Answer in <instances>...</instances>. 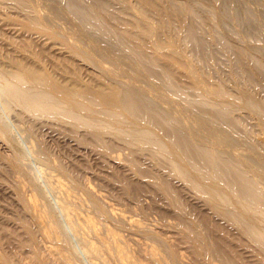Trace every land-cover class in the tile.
Wrapping results in <instances>:
<instances>
[{"label": "bare ground", "instance_id": "bare-ground-1", "mask_svg": "<svg viewBox=\"0 0 264 264\" xmlns=\"http://www.w3.org/2000/svg\"><path fill=\"white\" fill-rule=\"evenodd\" d=\"M46 1L48 2V0ZM88 1L89 4L87 5H89L90 8V10H88L91 12L90 15L92 14L93 17L97 19V24H95L96 22L94 20L95 25H93V21L90 16L87 18L82 15L83 17H81L80 13L75 12V17L72 19L73 21H76V26L74 25L75 27H72L73 29L70 31V36H74L77 41L71 42V40L67 38V35L70 33L69 29H65V31L68 30L69 32L68 33L66 31V35V32H63L64 29H62L63 31H60V29L59 31L57 30L61 26H57V28L56 25H54L55 22L52 19H55L54 17L57 15V7H55V10V8L52 7L53 4L51 5V3H49L48 5L45 3L48 12L47 14H43L41 11L42 9L39 8V6L41 7L43 4H39L38 0H0V89L2 90V93L8 98L9 103H11L13 106V109H17L18 104L22 108L20 111L22 117L26 114L25 112H30V114L31 112H39L45 113V115L46 113L47 115L48 113L50 115H58L63 122L65 121L71 124V129L75 131V134L78 129L83 127V130H86L85 128H87V132L89 133L88 136L92 137L93 141L99 145L101 151L103 152L110 150L109 142L107 143L104 138L106 128L116 130V137L120 134L124 140L126 139L132 143L130 144L131 147L133 146V143L137 144V142H139L138 144L140 146H145L144 142H149L147 144H150V141L154 140V143L156 141L159 147L167 154L168 158L170 159L171 166L169 164L170 167H168L169 169L172 168V171L177 173L174 177L179 174L195 188L196 186H203L204 190H202L206 191L203 192V194L206 197V200H208V202L211 204L210 206L212 208L210 207V209L215 211L213 213L218 214L221 218L225 219L227 223L234 224L237 228H239L238 230H240L241 233L249 234V238L250 234L255 236V239L259 241L257 244L261 245L264 250V230L261 227V224L264 223V188L259 185L262 184V181L259 182V180L262 179L261 177H264V57L262 58L261 55L256 56L252 54L251 52L254 50H247V46L245 48L243 47L244 45L240 46L233 44L230 41H224L221 45V52H223V50L228 51V66L227 62L224 64L226 65L225 67L227 70L225 69L226 73L218 71L220 73H218L219 76H215L212 74H215L216 70L222 68L224 65L222 64V67H217L216 65L218 62L215 61L217 64L214 65L213 68L217 67V69H212L211 74V71L209 72L207 66L211 65L212 63L214 64V61L206 66L204 64L205 62L199 60L200 57L197 59L194 58L195 56L193 57V53L190 51L192 50L190 48L193 47V45L191 47L189 45V48L188 44L190 43V40L188 41V44L186 40L190 38L196 39L198 48L203 51L204 46L210 41L213 42L218 36H216L214 31L215 28H212L213 26L210 17L203 15V13L201 14V11L199 13L198 10L195 9L194 5L188 0L180 2L178 0ZM81 7L83 8V6ZM78 8L80 10L79 6ZM200 10H202V8ZM63 12L65 11L63 10ZM62 14L64 15V13ZM72 16L73 14L71 17ZM195 19L199 20L203 25L202 26L200 24L201 27L206 29V34L203 36L207 37L208 40H210L209 42H207V40V43L204 42L203 39L205 37H200V26H198L199 24H196ZM92 25L94 26L93 28L91 27V29L94 30L93 32H95L96 29L101 32H106L109 37H115L122 50L119 52L116 50L115 52L108 44L100 41L96 35L90 31V26ZM203 33L204 31L202 34ZM196 40L193 41V43L196 42ZM207 46L205 47L210 50ZM198 48H194V50H198ZM197 53L201 54L200 52ZM255 54H257V52ZM225 56L227 57V54ZM205 57L206 56H204V58ZM214 57L217 58L216 55ZM105 58H108L109 62L111 61L113 64L118 63L119 65H128V73L131 69L128 79L122 81L119 77V70L112 68L113 65L111 66V62L108 64V66L104 64L103 61ZM216 58H213V56L210 57L211 60H215ZM89 63H92L95 67L93 68ZM128 67L126 66V68ZM126 68L122 66L120 71H126ZM125 71L121 72L123 74L127 73ZM143 81H145L146 84H143ZM185 89L196 91L201 96H199L200 99L202 98L204 100L210 101L212 105L219 107L221 110L241 108L242 112L246 111L251 116H253V118H255L254 124L256 123L257 127V129H255L259 132L258 136L257 133L256 135L252 133H255V131H251L247 129L246 126H242L243 124L241 123L243 121L241 119L238 118V120H234L236 126H241L245 133H247L245 136L250 138L249 149L247 146L246 148H243L242 145L245 144L244 141V144L241 142L242 145L239 144L238 148L235 146V150H233V147L230 149L232 138L235 135L233 129L236 127L234 126L235 128L232 127V129L228 125V128H225L223 126L225 124L222 123L221 118L219 119L220 122H218V118L216 119L213 113L207 114L205 111V113L203 111L198 112L199 110L193 111L192 106H190V104L186 101L188 97H183L185 95L180 94V91ZM178 90L179 93H176ZM145 91L151 92L150 94H154L157 100H165L169 102L172 106L171 108H176V111L175 109L174 111L170 109L173 112H176V114L172 113L175 116L174 118H171L172 120L176 119L173 121L176 123V125H173L172 127L167 123L171 121L164 119V116H166L169 112L168 110V112H165L167 114L163 116V114L160 115L159 113H156L155 110H153L154 107L153 109L151 108L150 103L152 101L148 102V100L145 99L146 96L143 94ZM143 95L145 96L144 98ZM184 98H186V100ZM173 104L175 105L173 106ZM11 105L9 104L10 111L12 110ZM5 111H0V135H6L8 137L7 140L9 144L12 146L14 153L11 158L12 165L16 170L24 171L25 173V165L23 164L24 156H22L23 152L17 145L18 140L15 139L17 140L15 142V140L12 138L13 135H10V133L13 131L11 132L9 130L12 128H8L6 123L3 121L4 118H2L1 115V112ZM7 113L9 114V112ZM27 115L28 114H26V118ZM179 119L182 121L180 122ZM177 121H179V123ZM230 122L231 121H229L228 124H230ZM252 126L255 127L254 125ZM32 128L31 130H33ZM248 128H250V126H248ZM63 130H65V128ZM114 130L112 131L115 132ZM236 130L238 131V127ZM73 131L71 132L74 133ZM240 132L242 134V131ZM86 133H82L83 136L80 134V137L88 141V136H85ZM106 135L107 134H105V137ZM75 137L77 138V136ZM80 137L78 138L83 140ZM238 140L240 139L238 138ZM140 141L142 142L140 143ZM142 143L144 144L141 145ZM135 144L134 146H136ZM147 144L146 146L148 148L149 145ZM42 146L43 145H41V147L39 146L37 150L35 149L37 152H35V157L39 155L38 158L41 157V159H47V162H51L52 160L49 157V152L45 149V147ZM153 146H150V148H153ZM152 148L151 150L154 151L153 149L155 148ZM137 150L139 151V149ZM229 150H233L231 152L235 153V161L231 160L229 156L221 154L229 153ZM148 151L149 150L147 149V152ZM166 154L164 155L166 156ZM24 155L26 154L24 153ZM252 156H257L258 160H260V164L250 165L249 169L247 170L241 168L242 163H246L248 165L251 164L250 158ZM137 157L138 156L135 157V160H133L134 157H130L133 160V162H131L133 167L138 170L139 174H150L151 171L149 173L147 169L140 167L139 163L136 162ZM151 159L155 160L156 162L155 155L151 156ZM158 161L159 159L157 162ZM160 161L163 163V166H165L164 162L162 160ZM167 165L168 164L166 163V167ZM159 167L161 168L160 165H158V167L156 166L155 168ZM61 171L69 174L62 167ZM161 171L163 172L164 170ZM152 172L154 171L152 170ZM167 172H169V170H167ZM29 173V171L26 172L28 176ZM67 174L65 175L68 178ZM157 175V179H155V176L153 175V178L156 181L154 182L157 183L158 186L160 185V188H162V190L165 192L164 194H166L173 205L178 208V211H176L179 213L180 222L178 221L179 224H177L182 227L179 229L186 232L187 237L183 236L182 238L185 237L188 239V241H190L189 243L191 244L190 246H193L195 260L197 262H204V264H211L213 257L218 256V259L220 257L221 264H244L245 262L240 260L239 254L237 255L236 251L233 252L228 243V240L232 234H229L230 236L228 240L227 237H225V233L228 232V227L226 225L219 224L220 222H213L214 220L212 221V219L209 217L203 216L202 221L200 222H198V219L196 220L195 217H191L192 214L188 213L190 210L186 208L185 205L184 207L181 203L182 200L178 198L179 194L177 193V196L176 191H173L170 187L169 180H167V177L170 176L163 178L162 175L161 177H159V174ZM34 176L30 174L28 178H35L36 176ZM53 176L56 177V174L54 173ZM143 176H145V174H143ZM23 177L25 178V176ZM49 177L51 179V176ZM70 177L71 179H67L68 181L72 180V184L70 183V186L65 185L67 182L64 183L65 180L63 179L65 178H63V176L61 177L63 179L56 178V181L54 180L55 184L52 186L55 187V189H52L51 191L57 190V192H59L57 193V196L60 194L58 197V206L60 204V211L66 216L67 224L75 230L74 233H79V235H77L78 237H81L83 242H80V244H83L82 246H84V250L87 252V255L89 254L88 257L93 258V264H113L110 262L109 257H111L110 259L113 258L115 260L114 264H136L138 260L135 262V259H133L130 254L131 252H129L130 250L128 251L127 249L129 247L125 248L124 244L122 245L119 242L122 239L120 240V236L117 235L116 231L107 230L108 232L104 231L105 233L107 232V235L102 234V230H100L98 225L102 223H99L100 220L97 222L93 218L97 216H94L96 212L92 214L93 217L89 214L82 215V211L81 213L79 212L80 210L77 208H79L81 205L80 202L78 205L77 201L78 199L82 201L84 197L79 198L81 194L77 195V191H73L74 187H79L83 189L82 191L85 190L84 192H87V194L93 200L97 212H100L108 217L109 215H113V213L110 214V210L105 206L106 203L103 204V200L101 202L98 200L99 198H96L95 194L93 195L92 189L95 188H91L90 185L83 186L74 173H72ZM35 179L33 180L32 184L36 189L35 191L37 192H27L26 182L19 183V185L21 184V189L19 188L20 191L18 193V195L20 194L19 199H21L24 208L36 222L40 233L42 232L47 242L45 247L47 250L46 254L52 257L54 256L55 259L59 257L61 258V261H64V263L66 262L67 264H75L72 260V256L77 257V249L79 251L80 249L78 247L77 249L76 247H73L71 242H74V240L70 239V242L68 238L69 236L67 237L68 233L65 234L66 232H64L63 228L65 224L59 219L60 216L56 211L57 207L55 208L54 206L53 208L52 206L54 203L50 200L51 194L49 195L48 192V197L50 196L48 201L42 199L43 197H40L41 199L39 198L38 195L42 193V196L44 191L42 188L40 189L41 186H39L40 183H38L39 178L37 179L38 181H36L37 183H35ZM128 183L129 182H126V184ZM50 186L51 185L49 184V187ZM141 186L136 187H139L141 190ZM53 193L54 192H52V194ZM199 193H201V191ZM54 194L56 195V192ZM46 195L44 198H47ZM82 195L84 194L82 193ZM76 198H78L77 201ZM83 202L85 201H82V203ZM76 205H78V207H76ZM255 206H258L260 211L262 209L260 214H257L259 210L256 211ZM187 209L189 211H187ZM121 211V213H123L124 210ZM104 215L102 216L104 217ZM128 217H130V215H128ZM136 219L128 218L127 222L130 227L138 226L140 231V226L142 225L140 222H138V219ZM104 223H106V221ZM238 230L236 232H239ZM152 231H154V229ZM2 232L4 233L5 241L8 244H14L15 247L17 246L20 249L25 247L30 248L36 242L37 233L35 234V231L28 222H23L20 229L7 230V228H4L2 229ZM149 233L151 232L149 231ZM212 233H215L217 236L216 240L212 239V241L210 239L213 237ZM88 234H91V236L95 238H92L91 236L90 237L92 239L87 237L89 236ZM156 234L157 233H154V235ZM243 234L242 236H246ZM156 236H159V234ZM234 237L232 238L234 239ZM81 239L78 238L76 240ZM172 239H174V237ZM133 240L136 241L134 238ZM237 240L239 242V244L237 243L238 245L245 242L243 241L245 239L241 241L239 236L237 237ZM257 240L255 241L258 242ZM35 245L38 246L37 244ZM36 246L34 247L37 248ZM156 248L151 247L147 249L146 247V252H142H145L147 255L145 256L148 257L153 263L163 264L164 259L158 252L159 250ZM141 249L142 248H140V251ZM168 249V253L171 256V264H179L180 258L183 257L181 256L182 253L180 255V251H178L176 245L171 242H168ZM11 250H9V253L0 251V264H23L25 260H21V262L19 259H17L19 256L16 257L18 253L15 251V254ZM131 250H133V247ZM10 251L12 252L11 254ZM133 251L135 253V250ZM74 252L76 254H74ZM105 253L108 254L109 257L105 256ZM260 256L263 255L261 254ZM29 257H31L30 254ZM44 257L46 258V255L40 257V259ZM134 257L136 258V256ZM47 258L49 257L47 256ZM262 259V261H264V256ZM39 260H37V262ZM31 261H29V263Z\"/></svg>", "mask_w": 264, "mask_h": 264}, {"label": "rangeland", "instance_id": "rangeland-1", "mask_svg": "<svg viewBox=\"0 0 264 264\" xmlns=\"http://www.w3.org/2000/svg\"><path fill=\"white\" fill-rule=\"evenodd\" d=\"M51 1L48 0V2H47L46 0H38L39 4L40 3H41V5L43 4L41 7L39 6V8L42 9V10L41 9L40 10L42 11L43 14H47L48 9H47V6L45 5V3L48 4V5H49V3H51V5L53 4L52 5L53 8L57 7V10L55 8V10L57 11V15H56V17H54L55 19H52L55 23L53 21L52 22L54 23V25H56V27L57 26L58 27L61 26L59 28L57 27L58 31H59V29H60V31L62 29H64V31L63 30L62 31L65 33L66 31L68 32V30L65 31V29H69V32H70L71 29H73L76 26V23H75L76 21L75 20L73 21L76 13H80L81 17L84 16V17L88 18L90 16L92 18L93 25L97 24V19L95 17H93L92 14L90 15V13H91L89 11L90 8H89V5H87V4H89L88 0H54V1L51 0ZM178 1L180 2V1H187V0H178ZM188 1L191 2L194 5L195 9H197L199 13L201 11V14L203 13V15H207V16L210 17V20H211V23H212V26H213L212 28L213 29L215 28L214 31L216 33V36H218V37L215 38V40L213 42L208 40L207 37L203 36L204 34H206V29L203 27L204 28V30H203V28L201 27L202 24L200 23V21L195 19L196 24H199L198 26H200L199 30H201V31L199 33L202 35V36L200 35V37H202V38L205 37L203 39L204 42H206V40H207V42L210 41L209 42L210 44L206 42L208 44V46H207L206 43H205L206 44L205 46L209 47V49L211 51L208 50V48H206L205 46L203 48L204 50H206V51L203 50L205 53L202 50H200L198 48L196 39H191L190 38V39L186 40L187 44L190 42L188 44V47H189V45H190V47L193 45V47H191V48L189 47V48L192 49L190 51H192V53H193L192 56L193 57L195 56L194 58L197 59L198 57H200L199 60H202L203 62H205L204 64L206 66L208 64H211L214 61V64L212 63L211 65L207 66V68L209 69V72L211 71V74H212V69L215 70V69H217L218 66L222 67L224 64H226V62H227V66H228V57H229L228 56L229 55L228 51L223 50V52H221V49H222L221 45L223 44L222 42H224V41H227V42L230 41L233 44L240 45V46L244 45L243 47H245V48L247 46V50H249V51L254 50L253 52H255V51L257 52V54H255L256 52L255 53L251 52L252 54H254L256 56H260L261 55L262 58L264 57V55H263L264 54V2H263V0H188ZM258 1H260V2H258ZM79 4H81V5H79ZM78 6L80 7V10H79ZM81 6H83V8ZM45 7H46V9H45ZM201 8H202V10H200ZM44 9H45V11H44ZM65 9L69 10V11H66ZM63 10L66 13L63 12ZM58 11L59 12L62 11L60 13L61 15L58 14L59 13ZM68 12L72 13L73 16L71 17L72 14H70ZM86 12H87V14H86ZM62 13H64L65 16L67 14L66 18H65V16ZM84 14H86V15H84ZM220 14H221V16H220ZM228 14H229V16H228ZM57 19H58V21H57ZM94 20L96 22L95 24H94ZM68 24L69 25L71 24V25L69 26ZM93 25L90 26V31L92 33H94V35H96V37L100 41L108 44L115 52H116V50H117V52L122 50L120 48L121 47L120 44H118L117 39L115 37H111V36L109 37V35L106 32H101V31H98L96 29H95V32H93L94 30L91 29V27L92 28L94 27ZM217 29H218V31H217ZM97 31H98V33H97ZM203 31H204V33L202 34ZM67 32L65 33L66 35H67ZM100 32H101V34H100ZM70 34H71V32L69 33V35H67V38L70 39L71 42L77 41V39L74 36H72V35H71L72 36V38H71ZM110 38H112V39H110ZM73 39H75V40H73ZM195 40H196V42H194L195 43L194 44L193 41H195ZM194 45H196V46H194ZM212 46H213V48H212ZM194 48H196V49L198 48V50H194ZM224 51H225V53H224ZM197 52H200L201 54H198ZM202 52H203V54H202ZM214 54L217 56V58L214 57L215 56ZM226 54H227V57L225 56ZM201 56H202V59H201ZM204 56H206V57L204 58ZM212 56H213V58H216V59L215 60L214 59L211 60L210 57H212ZM220 57H222V58H220ZM223 59H225V60H223ZM215 61H217L219 65L217 64V62L215 63ZM103 62H104L105 65L108 66V64L111 61L109 62V59L105 58ZM89 64L93 68L95 67L92 63H89ZM115 64L116 63L113 64V62H111V66L113 65L112 68H114L116 70H119L120 79L122 81L128 79V76L131 73V69H130V72L128 73V71H129L128 70L129 69L128 65H126L128 67V68H126L125 64H123V65H119L118 63L116 65ZM118 65H119L120 68L118 67ZM214 65H216L217 67L215 66L216 68H213ZM122 66L124 68H126V71L125 70H121V71L122 72L125 71L127 73L123 74L120 71ZM225 66L226 65H224L222 68L217 69L216 72L213 70L215 72V74L213 73L212 75L219 76L220 73L218 71H220L222 73H226L227 68ZM221 69H223V70H221ZM121 76H122V78H121ZM216 78H218V77H216ZM143 84H146V82L143 81ZM177 92L179 93V90L176 91V93ZM150 93L151 92H146V91L143 92V94L146 96L145 97L143 95V98L145 97V99L148 100V102L152 101L150 103L151 108L153 109V107H154L153 110H155V112L159 113L160 115L163 114V116L167 114L165 112L169 111L168 114L166 116H164V119H166V120L168 119V121H171V122H167L168 125H170L172 127H173V125H176V123L173 122L176 119H173V120L171 119V118H174V116H175L172 113L176 114V112H173L174 109L176 111V108H174V107L171 108L172 107L171 104L169 102L165 101V100L164 101L166 103L164 101H162V100H161L162 101V103H161L160 100H157L155 98L154 94H150ZM2 94H3L2 90L0 89V109H1L0 111L7 110L5 112H1L2 118H4L3 121L6 123L8 128H12L11 130H9L11 132L13 131L12 133H10L11 136L13 135L12 138L14 140L15 139L18 140V141L15 140V142L17 141V145L19 146V148L23 152L22 153V156H24L23 157L24 158L23 164L25 165L26 172L27 171L30 172L29 176H30V174H32V176L35 175L36 177L35 176L34 177L36 179L33 178V177L28 178L29 176L26 174V172L24 173V171H18V170H16L14 168V166L11 163V158L14 155L12 146L9 144V142L7 140L8 137L6 135L5 136H1L0 135L2 137V138L0 137V229H1L0 230L1 231L0 232V251L5 252V253H9V250H11V249H12L11 251L14 252V253L16 251V253H18L16 257L19 256V258H17V259H19L20 261L21 260H23V261L25 260L26 263L23 262V264H33V263L34 264H51V263L52 264H54V263L55 264H63L64 263V261H61V258L56 256L57 258L55 259L54 256L52 257V256H49L48 254H46L47 250L45 249V247H46L47 242H46L42 232L40 233L36 222L33 220L32 216H30V214L24 208V205H23L21 199H19V197H20L19 195L20 194L18 195V193H19V191L21 189V187H20L21 184L19 185V183L26 182L27 192L30 191V193H32L33 191L36 190L34 188L33 184H32L33 180L35 179V183H37L36 181H38V180L40 181V182L38 181V183H40L39 186H41L40 189L42 188V190L44 191L43 193L45 195L47 194L46 195L47 198H44L45 195L43 194L41 196L42 193H40V195H38L39 198L43 197L42 199H44L45 201L46 200L48 201L50 196H51L50 200L53 201V203H54V204L52 203L53 205L52 204L51 205L53 206V208H54V206H55V208L57 207L56 208L57 209L56 210L57 214L61 218L59 216L58 217L61 220V222L63 221V223L65 224V226L63 227L64 228V232H66L65 234L68 233L67 237L69 236L68 237L69 240L70 239L74 240V242L73 241L71 242V240H70V242L73 245V247H76V249L78 247L80 249V251L77 249L76 253H78V254H76L74 252V254H76V256L78 255L77 257L72 256L73 257L72 260L74 261V263L75 264H76V262H77V264H93L94 263L93 260H92L93 258H91V257L89 258L88 257L89 254L87 255V252L84 250V246H82L83 245L82 244L83 243L82 239H81V237H78L79 233H74L75 230L72 227H70V225L67 224L66 216L60 211V208H59L60 204L58 206V203H59L58 197H59L60 194H58V196H57V193H59V192H57V190L51 191L52 189H55V187H52V186L55 184L54 180L56 181V178H59V179L65 178V179H63V180H65L64 183L67 182L65 185H69L70 186V183L72 184V182H71L72 180L68 181L67 179L68 178L71 179L70 175L72 173H74V174H76V176L78 177L80 183L83 186H86V185L89 186L90 185L91 188L92 187L95 188V189H92L93 195L95 194L96 198L97 199L99 198L98 200H100L101 202L103 200L102 203L103 204L106 203L105 206L110 210V212H111L110 214L113 213V215L112 216L109 215V217H108V216H106V215H104V214H102L100 212H97L96 211L97 209H96V207H95V205L93 203V200L87 194V192H84L85 190L82 191L83 189H81L79 187H74V188H76V189H74L73 185H72L73 191L74 190L77 191V193H76L77 195L81 194L79 196V198L80 197H82V198L84 197L83 199L81 198L82 201H85L83 203H82V201H80V199L76 198V201L78 199V201H77L78 203L77 202L76 203L79 205V202H80V205H81V206H79V208H77V209L80 210L79 212L81 213V211H82V213H81L82 215H88L89 214L92 217H93L92 214H94L96 212L94 214V216L97 215L96 216L97 218L96 217H93V218L97 222H98V220H100L99 223H102V224H98L97 223L99 225V227H100V230H102L101 231L102 234L107 235V232H108L107 230L116 231L117 235L120 236V240L122 239L119 242L122 245L124 244L125 248L129 247L127 249H128V251L130 250L129 252H131L130 254L133 257V259H135V262H136V260H138L137 262L141 263V264L142 263L143 264L144 263H146V264H155L148 257H146L147 255L145 254V252H146L147 249H149L151 247L156 248V246H157L156 249L159 250L158 252L160 253L162 258L164 259V263L163 262L162 263L163 264H171L172 263L171 256L168 253L169 252L168 251L169 250L168 249V242H171V243H174L176 245L178 251H180V255L182 253L181 256H183V257L180 256L181 257L180 258L181 262L179 261V264H181V263H183V264H197L199 261L197 262L195 260V252H194L193 246H190L191 244L189 243L190 241H188V239H186L185 237L182 238L183 236L187 237V235H186V232H184V230L179 229V228H182V227L178 225L179 224L178 221L180 222L179 213L177 212L178 208L175 205H173V203L169 200L167 195L164 194L165 192H164V190H162V188H160V185L158 186L157 183H155L156 181L154 180L153 177L155 176V179H157L156 176L158 177L157 174H159V177H161V175H162L163 178H166V176H170V177H167V180H169L170 187L172 188L173 191H176V194L177 193L179 194V196L177 194L178 198H180V200H182L181 201L182 205L183 206L185 205L186 208H188L190 210L189 211L187 209V211H189L188 213L189 214L191 213L193 215V216L191 215V217H195L196 220L198 219L197 220L198 222L202 221L203 216L204 217H209L210 219H212V221L214 220L213 222H215V221H216L215 223H219L220 222L219 224H223V225H226L228 227V232L225 233V237H227V240H228V238H229V236L231 234L233 235V236L231 235L232 237L235 236L234 239L230 236V238L228 240V243H229L230 247L232 248V251L233 252L236 251L237 255L239 254L240 260H242V262H245L244 264H264V261H262L263 260L262 257L264 256V250H263L261 245L257 244V243H259V241L257 239H255L256 237L252 236V234H250V238H249V234L241 233V231L238 230L239 228H237L234 224L227 223V221L225 219L221 218L218 214L213 213L215 211L210 209V207H211L210 205L211 204H210V202H208V200H206V197L203 194V192H206V191H203L204 190L203 186L202 187H200V186L197 187L196 186V188H195L190 183H188L183 177H181L179 174L176 175V177H174L175 174H177V173L173 172L172 168L169 169V167L171 166L170 159L168 158L167 154L159 147V145H158V143L156 141H155V143H154V140L150 141L151 145L147 144L149 142H144L145 146H140L138 144L139 142H137V144L133 143V146L131 147L130 144H132V143H130L126 139L124 140V138L120 134H119L120 137H119V135H117V137H116V133H117L116 130L112 129V130L115 131V132H113L111 129L106 128V131H108V132L105 131V134H107V135L105 137V134H104V138H105V141L107 143L109 142L110 150H108L107 152L106 151L103 152V151H101L99 145H97V143L95 141H93L92 137L88 136L89 133L87 132L88 131L87 128H85L86 130H83L84 128L82 127V128H80L82 130L78 129L79 132L76 131V134H75V131H73L71 129L72 128L71 124H69V123H67L65 121L63 122L59 118L58 115H55V114H51L50 115L49 113H48V115H47V113L45 115V113H39V112H31V114H30V112H28V113L25 112L28 115H27V118H26V114H25L24 115L25 119H24V116L22 117L21 114H20V111L22 110V108L17 104L18 107L16 106L17 107V109H16L15 108L16 104H15L14 105V108L16 109V111H15V109H13V106L11 105V103H9L8 98L4 94L2 96ZM180 94H182V95L184 94L185 96H183V97H186V98L188 97L190 99L189 100L187 98V100H186V98H184L190 104V106H192V110L193 111H198L199 110L198 112H201V111L204 112L205 111L207 114L213 113L214 116L216 117V119L218 118L217 120H219L221 118L222 123L225 124V125H223V124L222 125L225 128H228V125L231 128L234 127V126L236 127V128L234 127L235 129L232 128L235 135L232 138V143L230 144V149H232V147H233V150H235L236 147L238 148L239 144L242 145V143L244 144V142H245V144H244L245 146L242 145L243 148H246V146H247V148L249 149V147H250V143H249L250 142V138L248 136H245V135H247V133H245V131L242 129L241 126H238V125L236 126V123L234 122V120L236 121V120H238V118L243 121L242 122L241 120H239V121L242 122L241 123V124H243L242 126H246L247 129H249L251 131L252 130L255 131V133L254 132H252V133L254 135H256V133H257V136H258L259 132H258V130H256L257 129L256 123L254 124V119L255 118H253V116H251L246 111L242 112L241 108L229 109V110H221L219 107H215L214 105H212L210 101L204 100L202 98L200 99L199 98V96H200L199 93H197L194 90L192 91L190 89L181 90ZM150 97H151V99H150ZM163 103H164V105H163ZM5 104H6L7 107L5 106ZM9 104L11 105V109H12L11 111L9 109ZM153 104H155V105H153ZM161 104H162V106H161ZM174 105L175 104H173V106ZM8 109H9V111H8ZM170 109H172L173 111L170 110ZM7 112H9V114ZM240 116H241V118H240ZM5 119H6V121H5ZM181 119H179L180 122L182 121ZM223 119H225V120H223ZM179 121H177V122L179 123ZM223 121H226V122H223ZM229 121H231L230 124H228ZM39 122H41L42 124L39 123ZM218 122H220V120ZM45 124H47V125H45ZM65 125L67 126V128H66ZM252 125H254L255 127H253ZM32 126H33V128H32ZM248 126H250V128H248ZM237 127H238V131L239 132L236 130ZM31 128L33 130H31ZM64 128H65V130H63ZM107 129H109V130H107ZM70 130L73 131L74 133H72ZM65 131H67V132H65ZM83 131H85V132H83ZM240 131H242V134H241ZM121 132H123V131H121ZM28 133H30V134H28ZM82 133H86L85 136H88V139H89L88 141L85 140L84 138L80 137L81 135L83 136ZM109 133H111V134H109ZM75 136H77V138L80 137L83 140H80L79 138L77 139ZM238 138L240 140H238ZM125 141L128 142V143H126ZM18 142L21 144V146H20V144ZM141 142L142 141H140V143ZM238 142H240V143H238ZM144 143H142L141 145H143ZM236 143H238V144H236ZM40 144L43 145L42 147H45V149L49 152V157L52 160L51 161L52 163L49 162V161H48L49 162L48 163L47 159L43 160V159H41V157L38 158L39 155L37 157H35L36 156L35 155V152H36L35 149L37 150V148L39 146L41 147ZM134 144L136 146H134ZM146 144L149 145L148 148H147ZM152 144L153 145L156 144L155 145L156 147L153 146ZM139 146H140V148H139ZM150 146H153V148H155L157 150H155V149H153L151 147L155 152L152 151ZM158 147L161 150V152L158 149ZM137 149H139V151ZM147 149L149 150L148 152H147ZM142 150H144V151H142ZM145 150H146V152H145ZM233 150H229L230 151L229 153H226V154L225 153H221V154L222 155L223 154L227 155V156H229L231 158V160L235 161L236 160L235 159L236 158L235 157V153L231 152ZM24 151H26V152H24ZM156 151H159V152H156ZM24 153L26 155H24ZM132 154H134V155H132ZM164 154H166L167 157ZM153 155H155L156 162L159 159V161L157 163L155 162V160L151 159V156H153ZM136 156H138L136 158V162L139 163L140 167H142L144 169H147L149 171V173H150V171H151V173H154V174L150 173L152 176L150 174H146V173H143V174H145V176H143V174H141V173H140L141 174L140 175L138 170L133 167L131 162H133V160H135ZM130 157H134L133 160ZM250 159H251L250 160L251 164L248 165L246 163H242L241 164V168H244V169L247 170V169H249L250 165H259L260 164V162H259L260 160H258L257 156H252ZM160 160H162L164 162L165 166H163V163H161ZM165 160H166V163L168 164L167 167L170 164L168 169L166 167ZM154 164L155 165L157 164L156 165L157 167H158V165H160L161 168L160 167L159 168H155L156 166ZM244 165H246V166H244ZM61 167L64 168L69 174L70 173L71 174L69 175V174H67L65 172H62L61 171ZM162 167H166V168H162ZM159 169H160V171H159ZM44 170L47 171V172H45ZM152 170L154 172H152ZM161 170H164L166 173L164 171L162 172ZM167 170H169V172H167ZM54 173L56 174V177L53 176ZM57 173H59V174H57ZM168 173H172V174H168ZM65 174H67L68 178L66 177ZM38 175H39V177H38ZM57 175H59V176H57ZM148 175L150 177H152V178H150ZM23 176H25V178ZM47 176L48 177L51 176V179H50V177L48 178ZM62 176H63V178H61ZM177 177H180L181 179L177 178ZM261 178L262 179H260L259 182L262 181L261 182L262 184H259V185L264 188V184H263L264 183V179H263L264 177H261ZM26 179H27V181H26ZM27 182H29V183H27ZM126 182H129V183L126 184ZM30 183H31V186H30ZM49 184L51 185L50 187H49ZM44 186H46V187L48 186L50 188V190H49L48 187L46 188ZM136 186H141V190H140L139 187L137 188ZM45 189H46V191H45ZM197 189H199V190H197ZM205 190H206V188H205ZM200 191H201V193H199ZM35 192H37V191H35ZM48 192H49V195L51 194L49 197H48ZM52 192H54V193L56 192V195L53 193L55 195L54 196L52 194ZM82 193L84 195H82ZM97 195H99V196H97ZM56 196H57V198L55 199ZM86 196H88V197H86ZM203 198H204V200H203ZM51 201H50V203H51ZM78 205H76V207H78ZM82 206H83V208H82ZM255 207H256V211H258V210L260 211V208L258 206H255ZM260 207H262V206H260ZM86 209H89V210H86ZM118 210H120V211H118ZM121 210H124L123 213H121L122 212ZM259 211L257 212V214H260L262 209H261L260 212ZM117 212H119V213H117ZM98 215H99V217H98ZM102 215H104V217ZM128 215H130V217H128ZM105 216H106V218H105ZM128 218H134V219L137 218L138 222H140V224L143 226V227L140 226L141 230L139 231V227L138 226L137 227L136 226L135 227L134 226L130 227V225L127 222ZM214 218H216V219H214ZM105 221H106V223H104ZM116 221H118V222H116ZM23 222H28L29 225L35 231V234L37 233L36 234V242H35V244H37L38 246H36L34 244L30 248L29 247H27V248L25 247L26 249L25 248H21L22 249L21 250L19 247H17V246L15 247L14 244H8L5 241L4 233L2 232V229H4V228H7V230L18 229V228L20 229V227L23 224ZM64 224H62V225H64ZM262 224H261V227L264 230V223H262ZM70 229H71L72 232L70 231ZM153 229H154L155 232L152 231ZM148 230L151 233H149ZM237 230L239 232H236ZM104 231H107V232L105 233ZM154 233L159 234V236H156L157 234L154 235ZM180 233H181L182 236L180 235ZM175 234H176V236H175ZM242 234L246 235V236H242ZM88 235L89 236H87V237H89V238L92 237L91 234H88ZM167 235H169V236H167ZM178 235H180V236H178ZM212 236L213 237L210 238V239L211 240L212 239L216 240L217 236L215 235V233L214 234L212 233ZM238 236L240 237L241 241L243 239H245V240H243V241H245L244 242L245 244L242 243V244L238 245L239 244V242L237 240ZM247 236H248V238H247ZM70 237H72V238H70ZM173 237H174V239H172ZM210 237H211V234H210ZM78 238L81 239V240H76ZM92 238H95V237H92ZM133 238L136 241H134ZM42 239H44V240H42ZM230 239H231V241H230ZM254 239L257 240L258 242H256ZM39 240H41L42 242L39 241ZM80 242H82V243L80 244ZM139 243H141V244H139ZM34 246H36L37 248H35ZM132 247H133V250H135V253H134L133 250H131ZM146 247H147V249L145 250ZM140 248H142L141 251H140ZM192 248H193V250H192ZM43 249H45V250H43ZM11 251H10V254L12 253ZM30 251H32L33 253L30 252ZM44 251H45V253H44ZM142 251H145V252H142ZM139 252H141V253H139ZM39 253H40V255H39ZM132 253H134V254H132ZM29 254H30L31 257H29ZM41 254H43V255H41ZM261 254L263 256H260ZM44 255H46V258L44 257V258L40 259V257H43ZM133 255L136 256V258ZM47 256L49 258H47ZM105 256L109 257L108 254H106V253H105ZM110 258L111 257H109L110 262L114 264L115 260L113 258H112L113 260L110 259ZM147 258H148V260H147ZM214 258H216V259H214ZM27 260H29V261L32 260L33 263H32V261L29 263V261H27ZM37 260H39V261L37 262ZM212 260L214 262L212 261L211 264H217V263L221 264L220 257L218 259V256H214ZM217 260H218V262H217ZM137 262H136V264H138ZM64 264H67V263L65 262ZM198 264H204V262L200 261Z\"/></svg>", "mask_w": 264, "mask_h": 264}]
</instances>
